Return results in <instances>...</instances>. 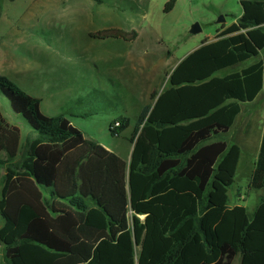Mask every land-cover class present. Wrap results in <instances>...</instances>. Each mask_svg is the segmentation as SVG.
<instances>
[{
	"label": "trees",
	"instance_id": "trees-1",
	"mask_svg": "<svg viewBox=\"0 0 264 264\" xmlns=\"http://www.w3.org/2000/svg\"><path fill=\"white\" fill-rule=\"evenodd\" d=\"M239 5L236 23L182 59L161 92L152 90L130 137L128 163L64 115H43L40 98L0 76V95L35 133L18 160L20 130L0 112L5 264H232L238 255L240 264H264V195L252 216L229 206L241 150L221 140L264 86V0ZM89 37L131 39L119 29ZM129 126L119 116L110 135ZM80 168L87 177H110L131 222L127 211L115 222L80 195ZM249 189L264 191V129Z\"/></svg>",
	"mask_w": 264,
	"mask_h": 264
},
{
	"label": "rangeland",
	"instance_id": "rangeland-1",
	"mask_svg": "<svg viewBox=\"0 0 264 264\" xmlns=\"http://www.w3.org/2000/svg\"><path fill=\"white\" fill-rule=\"evenodd\" d=\"M170 1L0 0V76L40 98L43 115H64L86 137L127 159L134 125L142 108L151 104L152 90L164 88L182 59L204 42H212L242 14L239 0H175L173 9L166 13ZM220 16L225 20L224 29L216 24ZM194 24L200 27L195 35L190 33ZM105 29L122 30L131 39L99 41L89 37ZM247 64L217 76L239 71ZM254 106L243 108L234 126L221 137L240 149L250 137L251 144L241 149L234 184L228 190L229 206H243L249 214L262 192L250 190L249 185L255 162L253 142L264 125V92ZM254 111L259 118L253 129L248 120ZM0 112L6 122L20 130L17 159L21 160L26 143L35 133L12 112L2 95ZM119 116L127 117L130 126L112 137L110 123ZM77 183L80 195L98 202L109 219L117 222L127 211L131 222L128 204L123 207L110 177H87L80 168ZM138 219L144 221V217ZM238 260L239 256L234 264ZM0 264H5L2 244Z\"/></svg>",
	"mask_w": 264,
	"mask_h": 264
},
{
	"label": "crops",
	"instance_id": "crops-1",
	"mask_svg": "<svg viewBox=\"0 0 264 264\" xmlns=\"http://www.w3.org/2000/svg\"><path fill=\"white\" fill-rule=\"evenodd\" d=\"M177 66V65H176ZM175 66V67H176ZM174 67V68H175ZM174 70V69H173ZM172 70V71H173ZM165 87V86H164ZM162 89H164V88H162ZM161 91V90H160ZM159 91V92H160ZM263 92H264V86H263V89H262V91L260 92V94L257 96V98L255 99V101H253L252 103H249V104H244V105H242V110H243V108H251V109H254L253 108V106H254V104H255V102H256V100H258V98H260V96H262V94H263ZM255 107V106H254ZM241 114H242V112H241ZM240 114V115H241ZM255 115V116H254ZM86 116V115H85ZM257 117H258V115H257V113L255 114V111L253 112V113H251L250 115H249V120H248V123L250 124V126L254 129V126H255V124L257 123ZM259 118V117H258ZM263 120V123H264V118L262 119ZM263 129H264V125H263V127H262V124H261V127L257 130V132H258V135H257V138H256V140H255V142H253V143H255V145H254V147H253V153H254V156H255V162H254V166H253V168H252V172H253V170H254V168H255V165H256V163H257V160H258V155H259V149H260V144H261V140H262V135H263ZM251 136V135H250ZM248 139L249 140H247V142L245 143V145H247V144H251L250 143V137H248ZM240 145V144H239ZM244 145V146H245ZM248 145V146H249ZM241 146V149L242 148H244V146H242V145H240ZM132 149H133V146H132V148H131V150H130V153H129V155H128V157H127V159H124L127 163L130 161V157H131V152H132ZM240 149V150H241ZM4 156V155H3ZM251 169V168H250ZM0 170H2V169H0ZM252 172H251V175H252ZM1 175H2V178L4 177V171L2 170V172H1ZM2 185H3V180H2V182L0 183V195H1V190H2ZM260 191H262L261 192V196L259 197V199H258V202H257V204H256V206H255V208L253 209V211L251 212V214H249L250 216H252V214L254 213V211H255V209H256V207H257V205H258V203H259V200H260V198L264 195V191L263 190H260ZM237 206V205H236ZM235 207V206H234ZM243 207V206H242ZM247 210V209H246ZM2 227V226H1ZM0 227V228H1ZM239 256V255H238ZM237 257V256H236ZM236 257H235V259H234V261L236 260ZM234 261H233V263L232 264H234ZM240 262H241V257L239 256V260H238V263L237 264H240ZM236 264V263H235Z\"/></svg>",
	"mask_w": 264,
	"mask_h": 264
},
{
	"label": "water",
	"instance_id": "water-1",
	"mask_svg": "<svg viewBox=\"0 0 264 264\" xmlns=\"http://www.w3.org/2000/svg\"><path fill=\"white\" fill-rule=\"evenodd\" d=\"M224 23V19H223V17H219L218 18V20H217V22H216V24L217 25H221V24H223ZM200 32V27H199V25L198 24H194V25H192V27H191V29H190V33L191 34H193V35H195V34H198ZM163 89H161V91H162ZM160 91V92H161ZM129 204H130V201H129Z\"/></svg>",
	"mask_w": 264,
	"mask_h": 264
},
{
	"label": "flooded vegetation",
	"instance_id": "flooded-vegetation-1",
	"mask_svg": "<svg viewBox=\"0 0 264 264\" xmlns=\"http://www.w3.org/2000/svg\"><path fill=\"white\" fill-rule=\"evenodd\" d=\"M220 17H222V16H220ZM223 19H224V18H223ZM224 24H225V20H224V23L220 25V26L222 27V29L225 28V27H224Z\"/></svg>",
	"mask_w": 264,
	"mask_h": 264
},
{
	"label": "bare ground",
	"instance_id": "bare-ground-1",
	"mask_svg": "<svg viewBox=\"0 0 264 264\" xmlns=\"http://www.w3.org/2000/svg\"><path fill=\"white\" fill-rule=\"evenodd\" d=\"M140 217H142V218H143V216H142V215H140Z\"/></svg>",
	"mask_w": 264,
	"mask_h": 264
}]
</instances>
